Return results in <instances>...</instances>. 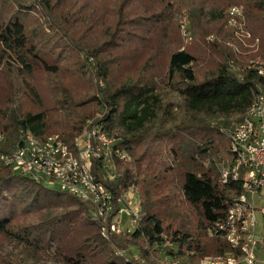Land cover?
I'll return each mask as SVG.
<instances>
[{"label":"trees","instance_id":"1","mask_svg":"<svg viewBox=\"0 0 264 264\" xmlns=\"http://www.w3.org/2000/svg\"><path fill=\"white\" fill-rule=\"evenodd\" d=\"M172 1L0 0V90L8 99L0 109V154L16 147L22 129L43 141L59 135L72 146L89 120L101 121L118 140L115 148L130 158L125 161L114 156L117 175L108 185L116 197L136 186L142 207L135 232L111 233L106 239L100 225L92 220L89 204L0 163V240H17L29 258L43 257L59 264H160L164 256L198 263L237 254L224 237L208 234L209 227L225 220L233 200L242 194L241 182L221 181L220 160L230 156L229 130L223 128L229 126L230 117L239 116V121L244 117L256 94L264 91V77L249 70L239 78L229 70L227 63L234 53L228 42L234 32L227 28L226 16L220 12L213 17L219 18L209 30L217 37L215 42L177 50L169 57L163 85L182 101L184 119L178 125L168 127L174 123L172 105L162 106L153 78L139 74L135 80L128 74L123 84L118 78L113 84L109 80L107 66L118 56L105 54V48L168 42L164 37L155 40L130 31H143L141 23H156L160 14L174 13L178 6ZM236 1L243 2L251 13L256 14L257 6L258 11H264L258 0ZM230 3L234 2L226 5ZM189 17L191 39L192 33L206 34L202 12L189 10ZM58 38L64 46H71L76 63L93 61L94 81L103 86L99 85L88 99L61 108L66 113L65 129L52 131L42 115L17 112L12 89L17 72L28 96L42 104L32 80L39 71L51 75L62 72L66 62L50 48ZM121 59L119 55L116 60ZM150 67V62L144 64V74ZM73 91L63 84L65 98L72 99ZM99 111L105 112L100 115ZM156 112L164 118L151 126ZM115 125L121 130L112 132ZM162 141L173 143L177 168L172 176L171 169L160 170L156 163L158 152L154 154L153 148ZM213 155L219 160L213 159L206 166V159ZM98 165L102 163L96 162L94 175L101 181L103 173ZM176 187L182 190L185 206L195 212L190 220L185 221L183 210L177 206ZM163 236L173 241L176 250L159 247Z\"/></svg>","mask_w":264,"mask_h":264},{"label":"built area","instance_id":"2","mask_svg":"<svg viewBox=\"0 0 264 264\" xmlns=\"http://www.w3.org/2000/svg\"><path fill=\"white\" fill-rule=\"evenodd\" d=\"M230 14V22L236 26V17L241 11L233 9ZM188 26L186 19L181 29L184 38L191 40ZM249 69L264 77V65L254 64ZM229 70L239 71L235 60L230 61ZM228 135L230 156L221 163L220 177L224 184L241 182L242 194L233 200L225 220L209 227L208 234L224 237L237 254L206 258L198 263L164 256L160 264H259L264 257V91L256 94L252 106L229 129ZM117 141L98 120H89L72 146L59 135L43 141L32 131L22 129L16 147L7 154H0V163L89 204L92 220L100 225L102 236L108 239L111 233L135 232L142 218L136 186L116 197L108 185L117 175L114 156L130 160L127 153L115 148ZM97 161L102 163L98 165L103 173L101 181L94 175ZM159 247L176 250L167 236H163ZM118 255L124 253L118 252Z\"/></svg>","mask_w":264,"mask_h":264},{"label":"rangeland","instance_id":"3","mask_svg":"<svg viewBox=\"0 0 264 264\" xmlns=\"http://www.w3.org/2000/svg\"><path fill=\"white\" fill-rule=\"evenodd\" d=\"M167 1L169 2V0ZM172 2L178 6V9L174 13L160 14L162 16L155 20L156 23H146V25L141 23L142 27H145L143 31H130L139 33L140 36L147 35V37H152L155 40L164 37L168 42H164L165 44L162 43V45L159 41L156 46L125 45L118 46L117 48L112 46L105 48V54L109 55L112 53L117 55V58H119V55L123 57L121 60H116V58L108 64L110 83L117 82L118 78L119 83L123 84L126 78H128V74L133 76L135 80L139 77V74H143L142 77L148 80L154 79V82L157 84V93L161 96L162 106L172 105L171 112L174 116V123L168 127L178 125L184 119L180 97L165 89V85H163V78L169 65V57L177 50H184L189 47L195 48L196 46L202 47L215 42L217 37L209 33V30H213L219 22V18L216 20L213 18L215 15L218 16L220 12H223L222 14L227 18V28L234 32L233 40L228 42V46L232 49L234 55L227 63V66H229L231 60H235L238 63L239 71L234 74L239 78H244L250 70L249 67L254 64L264 65V11H258V6L255 8L254 12H257L254 14L251 13L252 11L243 2L236 0H175ZM229 2L234 3L226 5ZM257 3L260 9H264V0H258ZM192 9L202 12V23L204 24V28H206V34L192 33L193 40H188L183 36L181 25L187 19L191 29L192 23L189 17V10ZM233 9L241 11L240 16L236 17V26H233L230 22L232 19L230 12ZM137 26V29H139L140 24ZM261 27L263 29L259 30ZM50 48L66 64H63L60 75H51L44 71L36 73L32 83L41 96L42 104L34 96H28V91L23 86L22 77L17 72L13 75L12 102L19 114L42 115L43 117L41 118H45L48 129L62 131L66 126V113L64 109L61 111V108L70 106L73 101L78 103L88 99L92 95L91 93L95 92L99 88V85L103 86V84L94 81L93 61L90 62L85 59L84 62L76 63V53L73 52L71 46H64L63 41L59 39L53 41ZM104 57L106 56L104 55ZM147 62H150L151 67L144 74V64ZM64 83L68 85L69 89L74 90L72 99L65 98L63 95ZM87 91L90 93H86ZM7 100L5 92L0 90V109ZM104 112L99 111L97 114L101 115ZM156 116L155 120L152 119L154 122L151 126H156L154 124L164 118L163 114L159 112H156ZM97 118L100 119L101 116ZM239 119V116L236 115L230 117L228 119L229 126L223 129H232ZM120 127L119 125L113 126L112 132L120 131ZM223 133L226 135L225 132ZM44 135L45 133L41 134L40 137ZM172 146L173 143L171 141H162L158 146H154L153 148L154 154L158 152L156 158L158 168L160 170L171 169L170 176L173 175V170L177 168V163L172 153ZM219 158L213 155L212 158L206 159L205 165H209L213 159L217 162ZM220 161L222 162L223 158ZM175 194L177 206L185 214V221L189 218L192 219L195 212L190 211L185 206L181 188L176 187ZM23 248V245L17 240H0V263L3 261L6 264H59L48 258H29L23 254ZM263 261L264 257L262 256L259 264H264Z\"/></svg>","mask_w":264,"mask_h":264}]
</instances>
